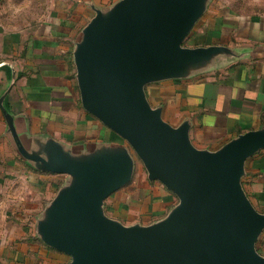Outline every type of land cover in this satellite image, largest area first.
I'll list each match as a JSON object with an SVG mask.
<instances>
[{
    "label": "water",
    "instance_id": "water-1",
    "mask_svg": "<svg viewBox=\"0 0 264 264\" xmlns=\"http://www.w3.org/2000/svg\"><path fill=\"white\" fill-rule=\"evenodd\" d=\"M210 1L119 0L95 9L81 30L73 50L81 106L126 146L74 154L47 141L28 152L15 139L37 169L67 176L36 223L39 239L67 256V264H264L256 247L264 213L242 185L246 161L264 150V129L215 151L198 149L189 123L169 124L145 93L150 84L189 77L229 53L184 46ZM135 159L149 182L178 201L148 225H124L104 212L106 199L130 183Z\"/></svg>",
    "mask_w": 264,
    "mask_h": 264
},
{
    "label": "crops",
    "instance_id": "crops-1",
    "mask_svg": "<svg viewBox=\"0 0 264 264\" xmlns=\"http://www.w3.org/2000/svg\"><path fill=\"white\" fill-rule=\"evenodd\" d=\"M117 1L51 0L47 17L31 29L0 32V264L69 261L36 234L37 220L67 176L37 169L19 154L15 139L28 152L47 141L74 154L125 145L83 110L73 62L74 44L94 10L109 9ZM234 4L211 0L184 41L190 48L220 46L228 54L189 77L145 88L150 105L161 107L165 121L174 127L189 123V139L198 149L215 151L240 134L264 129V11L240 12ZM132 179L108 198L116 200L111 213L120 217V211L128 210V220L113 219L124 225L159 220L136 221L126 208L128 199L119 195ZM147 183L151 189L144 206L149 210L156 213L174 200L160 183ZM242 185L255 209L264 213V150L246 161ZM256 247L264 256V232Z\"/></svg>",
    "mask_w": 264,
    "mask_h": 264
},
{
    "label": "rangeland",
    "instance_id": "rangeland-1",
    "mask_svg": "<svg viewBox=\"0 0 264 264\" xmlns=\"http://www.w3.org/2000/svg\"><path fill=\"white\" fill-rule=\"evenodd\" d=\"M51 0H0V32L4 34L18 33L23 30L31 29L36 24L47 17L48 3ZM217 2H228L234 4V7L240 12L252 13L264 11V0H216ZM148 89V88H147ZM146 179V172L140 162L137 160L134 176L130 186L122 189L120 198H127L129 204L126 205L127 209L131 210L132 217L136 221H151L156 218H164L168 212L178 203L176 197L174 200L169 201L165 206H158L154 212L153 209L149 210V206H144V198L149 199L146 191H150ZM128 189V190H127ZM126 191V192H125ZM115 197L105 201L104 212L111 218H116L125 221L121 218L123 216L127 219L128 210L120 211V217L111 213L112 203L114 204ZM143 209L145 212H142ZM155 213V214H154ZM128 220V219H127ZM128 222V221H127ZM135 222V221H134Z\"/></svg>",
    "mask_w": 264,
    "mask_h": 264
}]
</instances>
